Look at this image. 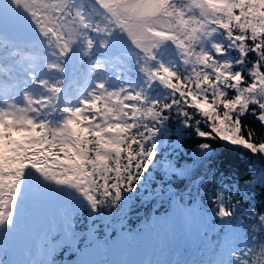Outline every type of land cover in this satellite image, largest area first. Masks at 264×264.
Wrapping results in <instances>:
<instances>
[{"label":"snow or ice","instance_id":"obj_1","mask_svg":"<svg viewBox=\"0 0 264 264\" xmlns=\"http://www.w3.org/2000/svg\"><path fill=\"white\" fill-rule=\"evenodd\" d=\"M92 2L95 4L96 0ZM14 3L15 0H0V38L7 34L13 24L19 22L5 18V8L17 14L20 13L18 5L13 7ZM80 15L83 17L84 13L81 12ZM111 35L112 33H108L109 37ZM166 43L167 41L161 39L153 45L154 58L157 51L162 49ZM103 47H107V42L103 44ZM215 47L218 57L226 56L229 51L226 48L220 51L223 47L220 44H216ZM250 51H258L261 56H264V45ZM244 55L247 56L248 52ZM240 62L243 63V60ZM163 63L161 57L159 64L162 66ZM163 71L166 73L169 69L164 68ZM261 71H264V68ZM241 76H243L242 72ZM0 79H3V73H0ZM29 79L35 80L34 74H30ZM152 83L156 81L153 80ZM233 91L235 92L236 89ZM215 94L213 90L211 95ZM205 95L209 94L206 92ZM208 103L212 108H217L211 100ZM173 107L187 109L189 105L166 104L160 107L159 111L154 113L149 120L137 126V128L145 129L143 132L130 129V132H135L136 135L128 136L121 141L120 148H124L125 145L127 148L116 155V167L110 170L106 168L100 173L101 179L99 180L96 179L97 173L94 172L92 174L94 183L89 184L87 188L84 184L70 186L72 189L70 194L78 198L89 214L93 226L89 228V232L98 230L102 226L97 220L104 213L109 201H111L109 211L116 209L123 212L126 208L131 209L136 203L141 206L145 203L151 204L166 191L172 192L170 176L174 177L177 173L183 176L187 171L185 167L179 166L178 162L171 159L174 154L180 153L181 149H185L189 161L203 163L217 157L215 152L217 143L224 142L246 149L261 167L250 170L243 181L222 180L213 186L208 200L210 206H218V214L217 212L212 213L213 222L224 223L226 221L228 224L227 230L221 229L224 232L223 247L227 251L218 264H264V206L249 202L251 199L249 194L254 192L256 187L264 189V103L261 102L260 97H257L256 101H248L247 106L242 105V111L236 113L228 111L227 115L222 117L219 112L215 114L205 112L204 106L201 105L195 109V116L201 117L200 119H195L194 116L189 115L188 111H184L182 116L180 112H176L174 115L180 119L175 123H169L173 119V115L169 114ZM249 107L253 109L252 116L260 127L248 126L245 123L243 117L248 115ZM216 171L222 176L227 175L222 166ZM24 184V173L17 171L15 183L8 191L10 199L0 201L10 208L6 214H0V228L5 224L10 228L17 226L16 209L19 206L20 190ZM233 189L235 190L234 195ZM225 193L228 194L230 206L225 205ZM55 194L69 193L55 190ZM241 195L244 196L243 207L239 208L232 204V200ZM93 217L96 219H92ZM0 264H5L2 258H0Z\"/></svg>","mask_w":264,"mask_h":264},{"label":"trees","instance_id":"obj_2","mask_svg":"<svg viewBox=\"0 0 264 264\" xmlns=\"http://www.w3.org/2000/svg\"><path fill=\"white\" fill-rule=\"evenodd\" d=\"M176 1L177 0H170L169 5L171 6L175 4ZM210 1L222 4L224 0ZM262 1L264 4V0ZM260 6V1L251 0L249 5H246L243 8L242 15L239 16L237 24H235V27L232 29V33L237 34L240 41L238 44L239 48L236 50V66L231 81L234 84L236 83V90L238 92L240 91V94L234 92V88H230L226 96L217 100L215 95L213 97V95L208 92V96H202L201 93L196 91V86L189 85L188 83L183 85L184 83L177 82V79L175 78L173 85L175 89H178L176 90L177 94L178 91L185 93L194 91L195 96L190 101L185 99L184 96H181L180 100L175 102V105H189V108H172L169 114L173 115V119L169 121V123L176 122L177 116L174 115L176 112H180L182 116L184 111H188L189 115L194 116L195 119H200L201 117L195 116V109L199 108L201 105L204 106L203 110L205 112H210L212 114L219 112L222 117L227 115L228 111H231L232 113L242 111V105L247 106L248 101H256L257 97H260L261 102L264 103V71H261V69L264 68V56H261L258 51H250L252 49H259L261 45H264V5L263 9L260 8ZM261 10L262 13L259 12ZM245 52H248L247 56L244 55ZM241 60H243V63L240 62ZM241 72L243 73V76H241ZM205 83L208 82L204 80L201 82V84ZM197 97H200V99H197ZM209 100H211L213 104H216L217 108H212L208 103ZM166 104L168 103H161L158 108L164 107ZM252 111L253 109L249 107L248 115L243 117V119L248 126L260 127L259 123L255 121L252 116ZM148 113L149 111L147 109L143 110L137 121H142L144 123L149 119L147 116ZM14 114L17 118L23 117L18 108L14 110ZM209 118L211 119V116ZM228 118L231 120V116ZM178 119H180V117H178ZM217 119H219V117H217ZM131 127L134 128L133 126ZM23 129L24 128L14 129V135L18 136ZM137 131L143 132V130ZM131 135L135 136L136 133L133 132ZM5 138L8 139L7 136L0 137V143L3 145L6 144ZM123 140L124 139L121 138V141ZM189 147H191V145H189ZM126 148L127 145H125L124 148L116 149L117 154L119 151L122 149V151H124ZM2 150L3 149L1 148V151ZM215 152L217 157H214L211 161L203 163L199 161H189L187 154H185V149H181L180 153L174 154L171 159L178 162L179 166L185 167L187 171L183 176L179 173L174 177L170 176V187H179L180 191L185 192L187 195L195 197L204 203L205 201L208 202L214 185L219 184L222 180H231L233 182H236L237 180L243 181L250 170L261 167L250 152L239 146H232L225 144L224 142H218ZM115 161L116 160H113L108 164L110 169L116 167L117 163H115ZM189 165H191V167H189ZM220 166L224 168L227 175L222 176L220 172L216 171ZM234 194L235 190L233 189V195ZM224 195L225 203H228V194L225 193ZM249 196L251 197L249 201L250 203L264 206V189L256 187L255 191L250 193ZM157 198L154 201H156ZM243 200L244 196L241 195L232 200V204L242 208ZM148 204L149 203H145L141 206L139 203H136L130 210L134 209V212H140V210L147 207ZM226 206L230 205L226 204Z\"/></svg>","mask_w":264,"mask_h":264},{"label":"rangeland","instance_id":"obj_3","mask_svg":"<svg viewBox=\"0 0 264 264\" xmlns=\"http://www.w3.org/2000/svg\"><path fill=\"white\" fill-rule=\"evenodd\" d=\"M40 1H43V0H15L13 7H15L16 5L19 6L20 8L19 14L11 12L8 8H5L4 14H5L6 20L15 19L19 21L18 23L13 24V26L8 30V32L9 33L13 32L15 34L20 35V37H23V36H29V34H33V32H31L30 30H32L34 27L39 28L40 26L39 24H43L45 22H48L50 27H54V24L52 23V18H53V14L55 11H52L49 8H46V10L42 13V15L38 13L37 14L33 13L32 9L34 8V6L39 4ZM60 3H61V0L59 4ZM122 3H123L122 6L117 5L113 7L112 5H108V7L112 9L113 11L111 13L113 20L116 22H119V21L121 22L120 33H117L118 37L115 39V42H119V45L117 47V49L119 50L124 49L126 47H127L126 49H128V47L131 46L129 43L130 37L132 36L143 37V36L150 34L149 26L147 25V23L152 22V23H157L161 25L165 24L164 22H161L158 19H148L149 15L152 14L155 10H158L159 8L157 5H153L149 0H136V1L127 0L125 2L123 1ZM201 3H202L201 5L203 6V13L201 14L200 18H197L196 13H198V11L195 8V6H192V8L188 7L187 10H183V12L185 13L190 12V15H188L187 18H192V20L195 23V26L197 28V33L195 35L196 39H201L203 42V45L205 44L207 46V48L205 50H202L201 52L202 60L196 62L199 65V68L195 69V68L190 67L188 69V73H186V76L187 75L190 76L191 72H202L204 73V75H209L211 73L215 74V72L213 71V62L215 60H213L212 62H207L206 56L211 49L216 48L215 47L216 44H219L220 31L218 29L217 22L214 25L210 21L211 19H217V18H214L217 16V14L215 13L212 7L207 6L203 2ZM101 8L103 10V7ZM228 10L230 13L227 12V15H225L223 19V25H225V23L226 24L228 23L230 19L229 14L233 12L231 2L228 7ZM64 17H65V14L64 15L62 14V16H60V18L58 19L60 20V23H61L59 29L62 33L67 35L68 32L66 28L72 30L74 28L73 26H77L78 23L77 21H74V20H71L72 22L67 21L66 19H64ZM40 18H42V21L40 20ZM132 20L133 22L130 25H128V23ZM184 20H185V17L183 16L182 21ZM161 39L167 42L172 41L171 37H168V36H162L159 38V40ZM157 41L158 40L156 37V42ZM190 44L191 43L188 42L186 46H189ZM173 46L175 47V49L177 50L179 49V46L177 45H173ZM125 50H122L121 54H124ZM200 50H201V46H200ZM159 61L160 59H158V62H156L157 66L160 65ZM217 62H218L219 72L218 74L215 75V79L218 83H216L217 86L212 85V87L215 90H217L219 97H221L224 94V92L227 91V84L229 83V78L227 76L232 75V65H231V59H228L226 57L222 58L221 61H217ZM190 63L194 64L193 62H190ZM206 63L207 64L209 63L210 66L208 69L204 70L203 64H206ZM164 64L165 62L163 63V66ZM167 67H169V65ZM169 73L170 74L172 73L171 68H170ZM237 94H240V91ZM20 100L21 98L16 94H11L10 96H8L4 104L0 106V115L6 117L8 115L7 112L11 109L12 105L16 102H19ZM84 102L85 101H82V104ZM81 112L82 111H81V105H80V109L78 110L77 115H79Z\"/></svg>","mask_w":264,"mask_h":264},{"label":"water","instance_id":"obj_4","mask_svg":"<svg viewBox=\"0 0 264 264\" xmlns=\"http://www.w3.org/2000/svg\"><path fill=\"white\" fill-rule=\"evenodd\" d=\"M138 44V41H135Z\"/></svg>","mask_w":264,"mask_h":264}]
</instances>
